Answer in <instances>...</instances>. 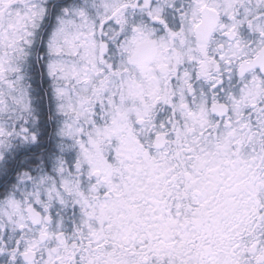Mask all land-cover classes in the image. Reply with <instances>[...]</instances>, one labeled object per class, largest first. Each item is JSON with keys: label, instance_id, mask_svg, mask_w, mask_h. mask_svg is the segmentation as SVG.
Listing matches in <instances>:
<instances>
[{"label": "snow or ice", "instance_id": "snow-or-ice-1", "mask_svg": "<svg viewBox=\"0 0 264 264\" xmlns=\"http://www.w3.org/2000/svg\"><path fill=\"white\" fill-rule=\"evenodd\" d=\"M0 264H264V0H0Z\"/></svg>", "mask_w": 264, "mask_h": 264}]
</instances>
